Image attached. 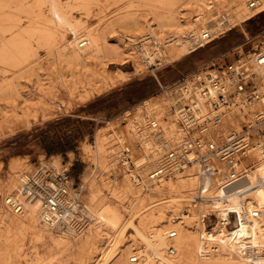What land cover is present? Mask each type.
<instances>
[{
  "label": "bare ground",
  "instance_id": "1",
  "mask_svg": "<svg viewBox=\"0 0 264 264\" xmlns=\"http://www.w3.org/2000/svg\"><path fill=\"white\" fill-rule=\"evenodd\" d=\"M105 1L0 0V136L30 126L37 115L43 119L58 115L57 84L44 85L38 48L46 49L48 63L55 65L56 79L60 78L67 95L83 100L101 84L115 82L110 63L131 61L137 71L144 67L154 71L143 59L152 56L159 44L164 47L162 59L169 65L192 53L185 36L215 33L229 24L240 26L249 40L246 21L264 11V0L257 9L248 8L251 0H114L119 6L111 17L104 13ZM95 10L102 13L95 23L73 15L77 11L89 16ZM82 39L89 41L85 48L79 47ZM260 44L264 46V34L252 48ZM242 45L236 48L248 57L252 50L246 52ZM117 73L125 74L123 70ZM25 81L36 85L31 94L23 90ZM146 99L160 105L165 102L163 92ZM242 117L232 122L239 126ZM121 118L107 120L96 129L93 142L82 146L94 166L81 179L92 222L78 237L44 227L37 202L28 203L23 213L10 209L6 196L17 187L20 172L29 162L14 159L8 163L5 177L0 178V264H44L46 257L62 264H132L129 257L135 250L148 260L159 259L149 264H248L240 245L249 224L241 222L231 229L226 219L228 212L240 209L242 198L261 199L262 193L247 190L238 195L235 189L249 183L222 190L217 175L202 182L193 165L184 166L152 193L142 192L124 175L113 155L116 141H130L128 125ZM50 160L63 164L56 155ZM257 166V172L264 174V162ZM212 214L217 217L208 224L206 219ZM251 226L256 239L257 225ZM170 231L176 232L172 239ZM170 244L175 247L173 254L167 252Z\"/></svg>",
  "mask_w": 264,
  "mask_h": 264
},
{
  "label": "built area",
  "instance_id": "2",
  "mask_svg": "<svg viewBox=\"0 0 264 264\" xmlns=\"http://www.w3.org/2000/svg\"><path fill=\"white\" fill-rule=\"evenodd\" d=\"M261 6L262 0L248 3L249 9ZM233 27L229 24L215 33H190L183 40L195 52ZM88 45L87 39L79 42L81 48ZM163 48L159 44L152 56L143 59L147 67L166 66ZM251 50L247 57L231 49L169 84L158 81L165 93L164 104L143 99L126 109L122 124L128 125L130 141H116L113 155L124 175L142 192L152 193L154 187L186 165L196 167L202 182L217 175L222 190L249 183L235 189L238 195L257 190L262 198H242L240 209L228 212L226 226L232 229L241 222L248 223L249 233L241 241L240 253L248 264H264V174L257 172L258 162H264V46ZM239 117L238 126L232 120ZM84 198L80 179L69 167L49 158L21 171L17 187L5 200L15 213H23L28 203L37 202L44 227L78 237L92 222ZM251 224L257 225L256 239ZM175 236V231L168 232V238ZM167 252H175L173 244ZM129 261L149 264L159 259L148 260L141 250H135Z\"/></svg>",
  "mask_w": 264,
  "mask_h": 264
},
{
  "label": "rangeland",
  "instance_id": "3",
  "mask_svg": "<svg viewBox=\"0 0 264 264\" xmlns=\"http://www.w3.org/2000/svg\"><path fill=\"white\" fill-rule=\"evenodd\" d=\"M116 4L114 0L105 1L104 13L112 17L115 9L119 6ZM101 14L99 10H95L89 16L77 13V11L73 13L74 16H81L86 23L97 22ZM244 28L251 36L249 40L240 30V26H234L232 30L199 50L169 65L166 64L165 67L152 68L155 69L154 71L146 67L137 71L131 61L110 63L109 72L111 74L113 72L115 82L101 84L98 90L83 100L81 96L72 97V99L67 95L60 85V78L56 79L58 73L55 65L48 63L46 49L38 48V54L41 56L40 61L44 64L41 71L44 85L47 86L49 82L57 84L55 103L59 104V108L57 107L56 110L58 115L50 119H43L41 115H37L32 118L30 126L16 133L0 136V178L5 177L8 163L14 159L28 161L29 164L25 166L27 169L35 162L45 161L51 158V155H56L61 158L63 164H66L67 161L71 162L67 166L70 168V173L81 181L83 176L89 175L94 167L90 158L83 153L82 146L84 142H93L98 127L105 125L109 119L122 116L126 109L146 99L147 96L162 92L158 80L163 84H169L204 62L222 57L231 49L239 50L236 46L244 44L246 41L247 43L242 47L244 51H250L254 41L263 37L264 11L246 21ZM111 40H116V37ZM121 70L125 74L118 76L117 72H121ZM35 86L33 81H25L23 90L31 94L30 90L35 89ZM163 94L165 97V93ZM215 218V215L212 214L206 219L207 223L212 224ZM24 244L26 247L29 245L26 240ZM44 264H62V262L46 257Z\"/></svg>",
  "mask_w": 264,
  "mask_h": 264
}]
</instances>
